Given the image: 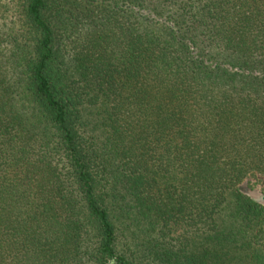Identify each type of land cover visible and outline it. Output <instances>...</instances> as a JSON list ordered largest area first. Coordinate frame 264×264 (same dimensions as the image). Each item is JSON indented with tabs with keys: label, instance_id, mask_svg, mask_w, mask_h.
<instances>
[{
	"label": "trees",
	"instance_id": "16d2710c",
	"mask_svg": "<svg viewBox=\"0 0 264 264\" xmlns=\"http://www.w3.org/2000/svg\"><path fill=\"white\" fill-rule=\"evenodd\" d=\"M264 0H0V264H264Z\"/></svg>",
	"mask_w": 264,
	"mask_h": 264
},
{
	"label": "rangeland",
	"instance_id": "374dc122",
	"mask_svg": "<svg viewBox=\"0 0 264 264\" xmlns=\"http://www.w3.org/2000/svg\"><path fill=\"white\" fill-rule=\"evenodd\" d=\"M240 191L264 206V180L260 177H248L239 186Z\"/></svg>",
	"mask_w": 264,
	"mask_h": 264
}]
</instances>
